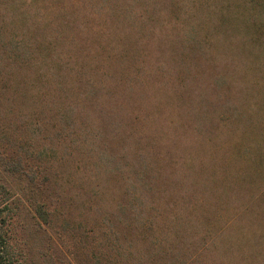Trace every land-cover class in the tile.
Instances as JSON below:
<instances>
[{"label": "rangeland", "instance_id": "obj_1", "mask_svg": "<svg viewBox=\"0 0 264 264\" xmlns=\"http://www.w3.org/2000/svg\"><path fill=\"white\" fill-rule=\"evenodd\" d=\"M79 1L26 3L40 8L41 29L54 19L50 60L100 81L81 123L52 97L80 92L67 65L35 62L20 85V0H0V183L18 264H85V245L103 264L133 222L143 261L149 236L185 235L184 257L204 240L208 264H264V0ZM217 111L228 116L219 127ZM5 163L33 175L29 192ZM32 193L49 221L34 216ZM172 207L179 223L154 224Z\"/></svg>", "mask_w": 264, "mask_h": 264}, {"label": "trees", "instance_id": "obj_2", "mask_svg": "<svg viewBox=\"0 0 264 264\" xmlns=\"http://www.w3.org/2000/svg\"><path fill=\"white\" fill-rule=\"evenodd\" d=\"M90 1V0H88ZM81 5L84 6L85 0L82 2L79 1ZM39 7L34 5V7H29V5L26 3V0H20V80H22L21 84L22 86H30L31 81H33L29 76L28 73L34 74V63L36 62L37 65L40 64V62L45 63L46 69L48 68L49 71L52 73L54 72V67L59 66H66V71L62 74L65 75H73L75 72L77 75V87L80 89L79 94L74 97L71 96L72 90L74 89L72 84L70 87H67V89L70 92V95H67V89L61 90V86L57 88H52L53 90L51 92H56L60 94V98H55L53 95V99L55 100H61L63 104H69L71 107H73L75 110L79 111H72V122H75V119H80L79 123L82 122L83 118L86 116H89V110L87 104H91L92 108L95 109L97 106L94 105L95 101H97V97L100 94L101 90V84L100 81L92 80L89 81L86 79L81 72V68H79L77 71L73 68L69 67L70 60H58V56L62 55H55L53 54V62L50 60L48 54L54 53V52H60L56 46L53 45V38L51 33L48 31L49 28H51V32L53 33L54 25H51L54 21L53 18L48 19L47 21V29L45 30L44 26L43 29H41L37 23L44 18L41 16V12L39 11ZM139 19H141L139 17ZM29 32V33H28ZM34 35V37L32 36ZM39 39L40 41H38ZM178 41V40H177ZM174 46V45H173ZM172 46L174 50H171V53L175 56H177L178 52L174 54V51L178 49L179 45L175 48ZM201 50L198 49V46H196L195 49L189 48L188 52L193 53L195 56L197 53H199ZM197 52V53H196ZM187 54V53H186ZM70 55V54H69ZM182 57V56H181ZM193 57V56H192ZM178 58V57H177ZM48 59V61H46ZM179 60L181 58H178ZM48 62H52L54 65L53 67L48 64ZM70 68V69H68ZM72 71V72H70ZM59 72V73H60ZM70 72V73H68ZM55 73H58L57 70ZM97 77H105L104 73H101V76ZM110 77L107 76V79ZM43 81L41 78L40 81ZM41 81V82H42ZM55 87V86H54ZM65 88V87H63ZM25 90H20V95L24 94ZM222 93V92H221ZM219 101V97H217ZM63 100H67V102H63ZM86 108H85V107ZM91 109V108H89ZM100 110V109H99ZM98 111V110H97ZM234 111V108L232 109ZM69 112V110L62 111L64 115L66 116V113ZM103 113V112H99ZM218 111L216 112V127H219V124L221 123L223 119H227L228 116L222 117L221 115L217 116ZM69 120V115L67 116ZM100 118V117H99ZM76 119V120H77ZM211 119V118H210ZM84 121V120H83ZM111 125H116L115 122L112 120ZM118 125V124H117ZM203 130V129H201ZM7 163V162H6ZM5 163V166L7 168H4L3 170L6 173L12 174L14 170L18 171V168H20V193L25 194L26 192H29L33 188V175H29L25 172V169L20 163V167H14L11 168V166H7ZM22 181H25V183H21ZM149 181V180H148ZM147 183V182H146ZM36 189V187H35ZM34 189V190H35ZM42 190H40L37 194L43 195ZM8 194V189L5 184L0 183V264H18L17 262V255L14 253L13 249L11 248V245L9 243L8 237H7V229H6V213L9 209L7 204H5V198ZM35 193H32L30 196V206L34 212V216H37V218L43 220L44 222L49 221L50 218L49 212L46 208V203L42 200H37L36 197H34ZM200 204L204 202L203 197L201 196L199 200ZM205 204V202H204ZM175 207H172L170 210H162L160 214V218H158L157 221L154 222L156 224L158 222V225L164 226L169 225L170 229H172V221L173 219L176 220L175 223H179L180 220L179 217H175ZM164 215V217L168 221L161 220V215ZM161 223V224H160ZM126 225H131V228ZM137 222H133L132 224H124L121 226V228H124L128 232L130 231V239L126 237H122L120 241L115 242V245L112 246V248L108 249V255L103 257L104 263L103 264H208L210 261H204L205 256L207 257V245L204 243V240L201 242H196V247L188 252V254L184 257L183 249L184 244L186 241V236L183 237H176L175 242H171L166 240L164 238H155L151 237V243L150 247L147 250V261H143L142 254L144 251L140 249V240H144L142 237L140 231L142 230L141 227H137ZM142 225V223L140 224ZM155 228V225L152 224V229ZM89 232V231H87ZM180 233V234H179ZM176 235H182V233L178 230H176ZM189 245V244H188ZM192 245V243L190 244ZM85 245V254L86 258H84L85 264H92V260L95 259L94 253V247L87 246L89 248L88 251H86ZM47 252V251H46ZM111 252V253H110ZM181 253V255H180ZM145 254V253H144ZM58 256V255H57ZM104 256V255H103ZM58 257L52 256H41L39 255V260L37 261V264H61ZM95 264H102V262H96Z\"/></svg>", "mask_w": 264, "mask_h": 264}]
</instances>
